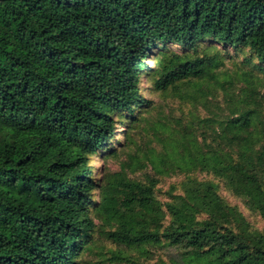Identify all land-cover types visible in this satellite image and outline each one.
Wrapping results in <instances>:
<instances>
[{
	"label": "trees",
	"instance_id": "1",
	"mask_svg": "<svg viewBox=\"0 0 264 264\" xmlns=\"http://www.w3.org/2000/svg\"><path fill=\"white\" fill-rule=\"evenodd\" d=\"M0 264H264V0H0Z\"/></svg>",
	"mask_w": 264,
	"mask_h": 264
},
{
	"label": "rangeland",
	"instance_id": "2",
	"mask_svg": "<svg viewBox=\"0 0 264 264\" xmlns=\"http://www.w3.org/2000/svg\"><path fill=\"white\" fill-rule=\"evenodd\" d=\"M147 62L151 63L152 61H151V59H149ZM143 82H146V77L145 76H144ZM142 87H144V86H142ZM116 128H117L118 132L126 131V129L124 127L116 126ZM94 159H97V158L94 157ZM122 161H126V159L123 158ZM88 165H92L93 167L101 165L102 167H106V169H109L112 172H120L122 170L121 169V161L116 162V161L111 160L108 163L93 162V163H89ZM231 200H233V199H231Z\"/></svg>",
	"mask_w": 264,
	"mask_h": 264
}]
</instances>
